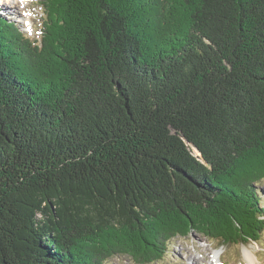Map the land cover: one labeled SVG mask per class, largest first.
<instances>
[{
  "label": "trees",
  "instance_id": "obj_1",
  "mask_svg": "<svg viewBox=\"0 0 264 264\" xmlns=\"http://www.w3.org/2000/svg\"><path fill=\"white\" fill-rule=\"evenodd\" d=\"M40 6L0 14V264L264 240V0Z\"/></svg>",
  "mask_w": 264,
  "mask_h": 264
},
{
  "label": "rangeland",
  "instance_id": "obj_2",
  "mask_svg": "<svg viewBox=\"0 0 264 264\" xmlns=\"http://www.w3.org/2000/svg\"><path fill=\"white\" fill-rule=\"evenodd\" d=\"M2 5V6H1ZM5 9V11H4ZM1 15L8 20L16 21L20 25L22 31L28 33L32 39L40 34V20L42 18V9L40 0H28L20 6L15 7L11 3L0 0ZM185 11H183L184 14ZM14 17V18H11ZM38 38V37H36ZM261 194H264V185L259 187ZM264 237V235H263ZM122 242H125L121 240ZM118 246L114 247L116 249ZM124 248H127L124 246ZM251 249L256 257V264H264V240L259 244L249 243L241 246L221 245L219 241H211L201 236L198 232H193L186 237H177L169 247L168 253L163 258L154 264H197L194 259H198L200 264H250L252 256H249V261L245 258L244 250ZM219 258V259H218ZM113 264H136L131 256H117L112 259Z\"/></svg>",
  "mask_w": 264,
  "mask_h": 264
},
{
  "label": "bare ground",
  "instance_id": "obj_3",
  "mask_svg": "<svg viewBox=\"0 0 264 264\" xmlns=\"http://www.w3.org/2000/svg\"><path fill=\"white\" fill-rule=\"evenodd\" d=\"M4 1H6V2H8V3H11L12 5H14L15 7H17V5H19L20 4V6L22 5V4H24L25 5V3L27 4V2H28V0H4ZM2 6V5H1ZM4 11H5V9H4ZM245 249V248H244ZM244 255H245V258L249 261V256H252V260H251V262H250V264H256V257H255V254H254V252L251 250V249H249V248H246L245 250H244ZM219 259V258H218ZM194 261L197 263V264H200V261L198 260V259H194ZM218 264H221L220 263V259H219V261H218Z\"/></svg>",
  "mask_w": 264,
  "mask_h": 264
}]
</instances>
